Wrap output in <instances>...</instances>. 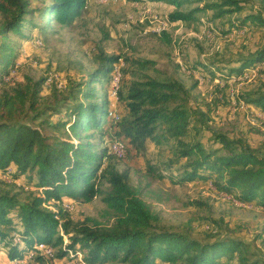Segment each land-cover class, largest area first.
Listing matches in <instances>:
<instances>
[{
  "label": "trees",
  "instance_id": "obj_1",
  "mask_svg": "<svg viewBox=\"0 0 264 264\" xmlns=\"http://www.w3.org/2000/svg\"><path fill=\"white\" fill-rule=\"evenodd\" d=\"M143 1L174 5L175 9L168 14L171 22L196 20V13L201 10H213L210 19L215 20L245 8L241 0L208 1L187 10L182 6L193 0ZM85 5L86 0H49L34 8L31 0H0V175L8 173L10 182L24 187L33 185L42 193L20 201L17 193L3 186L7 181L0 178V244L7 248L8 257L21 259L32 249L39 251L35 246L47 245L53 250L59 246L57 258L63 259L70 252L80 253L86 264H264V258L249 250L243 240L234 236L214 237L217 229L210 222L204 229L213 237L206 242L160 225L158 215L137 189L113 166H103L104 160L115 156L109 150L113 139L124 143L128 140L136 149H144L147 139L156 146L172 142L177 158L170 166L176 167L186 160L178 183L209 181L244 205L264 207V154L240 139L232 140L222 134L215 136L220 143L215 148L194 140V135L190 137L194 115L178 81L142 76L124 84L126 70L121 67L115 100L118 119L113 123L108 117L112 103L109 90L113 68L123 62L122 56L100 50L95 57L97 67L85 79L74 81L65 95L43 112L38 96L45 79L33 81L25 77V83L3 79L11 68H17L18 49L9 40L10 33L23 42L31 40L53 24L68 26ZM262 12H246L226 23L230 28L248 24L264 28ZM35 16L38 21H33ZM24 27L31 30L30 34L24 33ZM230 28L224 33H229ZM158 34L171 41L164 30ZM261 63L264 43L235 59H217L208 65L219 70L217 75L225 82L230 105L232 95L243 109L250 108L264 117L263 83L236 94L230 86L233 77ZM131 64H135L133 74L147 67L148 61L134 59ZM188 68L206 76L205 63L195 62ZM257 75L264 76V68H258L254 77ZM44 112L48 116L40 119ZM61 114L63 117L51 119ZM106 122L115 128L110 137H104ZM95 197H100L114 219L107 227L77 223L65 212L44 206L53 200L61 202L62 198L90 202ZM64 235L68 238L65 244ZM262 245L264 256V238ZM35 259L47 258L37 255Z\"/></svg>",
  "mask_w": 264,
  "mask_h": 264
},
{
  "label": "rangeland",
  "instance_id": "obj_2",
  "mask_svg": "<svg viewBox=\"0 0 264 264\" xmlns=\"http://www.w3.org/2000/svg\"><path fill=\"white\" fill-rule=\"evenodd\" d=\"M48 1L31 0V7H42ZM208 1L222 0H193L184 4L182 9L201 7ZM241 2L245 7L242 11L226 14L223 18L211 20L213 10L203 9L196 13V20L171 22L168 14L175 7L165 2L86 0L81 13L68 26L53 24L51 29L25 42L18 35L10 33L9 40L18 49L17 68H11L3 79L21 83L26 82L25 77L33 81L45 79L38 96L39 109L43 112L65 95L74 81L85 79L97 67L95 57L103 50L106 54L122 56L123 59L113 68L109 90L112 103L108 117L113 123L116 122L114 116H118L115 100L123 67L126 70L124 84L132 78L147 76L160 80L173 79L182 85L186 91L183 96L194 115L189 132L190 137L195 136L194 140L202 141L209 148L220 147L215 136L222 134L232 140L240 139L251 149L264 154L263 115L250 108L243 109L236 104L232 95L229 97L232 99L230 105L226 100V88L223 87L225 82L217 75L219 70L208 65L217 59H235L264 43V28L249 24L230 28L226 23L227 19L234 20L246 12L254 13V10L260 9L264 14V0ZM33 21H38V18L35 16ZM40 22L44 21L41 19ZM227 28L231 31L224 33ZM163 30L169 34L170 42L158 34ZM23 31L30 34L31 30L24 27ZM126 57L128 60H125ZM134 59L147 60L148 64L131 74L135 70V64H131ZM195 62L207 65V70L203 72L205 77L201 72L189 70L188 66H193ZM258 68H264V63L233 77L231 92L236 94L238 90L264 84V76L254 77ZM99 87L96 85V88ZM121 106L122 103L120 110ZM47 116L48 112H44L40 114V119ZM59 117H63V114L51 119ZM103 129L106 131L104 137H110L115 128H110V123L106 122ZM97 139L98 132H95L93 140ZM111 142L121 149H111ZM111 142L109 150L115 156L104 160L103 166H113L127 183L137 189L140 197L158 215L160 225L206 242L213 237L204 229L208 228L206 224L210 222L217 229L214 237L239 238L256 256L264 258V207L244 205L230 194L217 190L209 181L178 183L186 160L183 159L176 167L170 166L171 161L177 158L172 142L156 146L147 139L144 149H136L128 140L126 143L119 139ZM0 178L7 181L3 186L17 193L20 201L42 195L41 190L33 185L24 187L18 182H10L8 173L1 174ZM44 206L51 211L61 210L71 220L90 226L103 228L114 220L106 212L100 197L90 202L62 198L61 202L53 200ZM63 243H68L66 235L63 236ZM44 247L48 248L50 257L44 256L42 247L37 245L35 248L39 251L32 249L23 258L11 260L7 248L0 244V264H86L80 253L75 255L70 252L60 259L56 257L59 246L54 247L55 252L50 246ZM37 255L47 259L37 260Z\"/></svg>",
  "mask_w": 264,
  "mask_h": 264
},
{
  "label": "built area",
  "instance_id": "obj_3",
  "mask_svg": "<svg viewBox=\"0 0 264 264\" xmlns=\"http://www.w3.org/2000/svg\"><path fill=\"white\" fill-rule=\"evenodd\" d=\"M118 72H119V67H117V71H116L117 76H118ZM9 78L10 77H8L7 79H9ZM114 89H115V87H114ZM111 94L113 96V101H114V91H112ZM117 119H118V116H114V120H117ZM111 149L116 150V149H121V147H119L117 144L111 142ZM42 250H43V255L44 256H49L47 247H42ZM29 257H30V254H29Z\"/></svg>",
  "mask_w": 264,
  "mask_h": 264
}]
</instances>
